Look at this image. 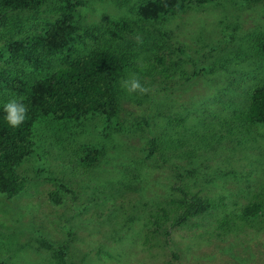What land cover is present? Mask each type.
Returning a JSON list of instances; mask_svg holds the SVG:
<instances>
[{
  "label": "rangeland",
  "instance_id": "obj_1",
  "mask_svg": "<svg viewBox=\"0 0 264 264\" xmlns=\"http://www.w3.org/2000/svg\"><path fill=\"white\" fill-rule=\"evenodd\" d=\"M77 1L79 25L97 38L85 49L110 41L144 51L136 65L157 73L127 74L148 91L129 95L119 86L113 120L90 115L61 133L35 124L34 153L17 168L25 189L0 194V264H264V210L241 216L262 192L264 131L239 119L264 80L253 51L264 0L191 4L156 21L138 16L145 0ZM58 6L47 0L38 14L7 20L24 23L17 37H29ZM116 21L128 27L121 40L110 35ZM5 33L0 21V71L31 77L30 65L6 55ZM14 97L0 84V103ZM88 150L102 152L89 167ZM193 199L208 210L176 226L184 208L174 203Z\"/></svg>",
  "mask_w": 264,
  "mask_h": 264
},
{
  "label": "trees",
  "instance_id": "obj_2",
  "mask_svg": "<svg viewBox=\"0 0 264 264\" xmlns=\"http://www.w3.org/2000/svg\"><path fill=\"white\" fill-rule=\"evenodd\" d=\"M46 1L0 0V21L6 28L3 34L7 39L3 46L6 55L13 62L22 61L30 65L34 72L31 77H22L0 71V84L21 99L28 109L25 122L18 128H9L0 122V194L8 199L25 189L26 180L17 173V168L34 153V126L37 122H45L52 127L53 124L57 125L56 130L61 133L68 123L78 122L80 118L90 115L113 120L120 110L119 86L127 74L134 71L137 75L154 80L157 73L156 68L149 67L143 71L136 65L144 51L122 48L110 41L85 49L87 38H97L93 29L79 25L76 13L80 3L77 0H58L55 18L45 19L43 28L32 36L18 38L17 25L23 28L24 23L20 22V25L14 19L7 20L8 15L19 17V14L26 12L38 14ZM211 1L145 0L138 7L137 14L143 21H156L165 15L182 12L191 4L201 6ZM242 1L253 3L258 0ZM111 25L117 30L111 31L110 35L121 40L128 28L126 23L116 21ZM253 51L256 57L264 60V32L255 35ZM180 65L178 62V72ZM163 76L171 78L168 74ZM248 100L246 110L239 119L253 126L264 125V80L253 88ZM151 153L152 147L148 155ZM101 154L100 150H88L82 163L93 166ZM261 189V194L255 197L257 199L242 211V218L263 214L264 183ZM174 204L178 210L184 208L183 214H178V218L174 219L176 226L186 222L188 215H199L208 210V204L194 199L192 202ZM161 212L163 220L167 219V211L163 209ZM155 227H159L158 222ZM65 249L55 250L53 256L59 258Z\"/></svg>",
  "mask_w": 264,
  "mask_h": 264
},
{
  "label": "clouds",
  "instance_id": "obj_3",
  "mask_svg": "<svg viewBox=\"0 0 264 264\" xmlns=\"http://www.w3.org/2000/svg\"><path fill=\"white\" fill-rule=\"evenodd\" d=\"M120 87L129 95L133 93L143 95L148 91L135 74H130L126 79L122 80ZM27 111V106L21 99L15 97L8 99L0 103V122L6 124L9 128H18L25 122ZM258 130L264 131V125H258Z\"/></svg>",
  "mask_w": 264,
  "mask_h": 264
}]
</instances>
